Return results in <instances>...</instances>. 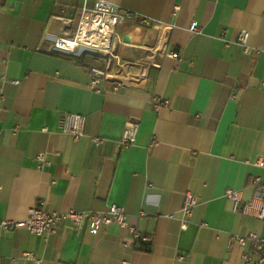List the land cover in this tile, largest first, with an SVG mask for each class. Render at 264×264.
Instances as JSON below:
<instances>
[{
  "label": "crops",
  "instance_id": "1",
  "mask_svg": "<svg viewBox=\"0 0 264 264\" xmlns=\"http://www.w3.org/2000/svg\"><path fill=\"white\" fill-rule=\"evenodd\" d=\"M94 1L0 0V222L24 219L37 201L59 212L118 205L152 242L124 247L129 236L115 224H61L46 236L0 230V264H34L26 252L43 264H240L231 236L264 238V220L234 211L224 193L238 190L246 202L252 180H264L254 165L264 157V0H108L159 26L117 27V54L130 65L99 92L89 71L104 68L103 58L51 47ZM125 76L145 80L114 90ZM157 99L168 105L155 108ZM65 114L86 117L80 139L59 131ZM129 121L137 138L122 148ZM94 137L103 143L94 146ZM187 194L198 204L181 230Z\"/></svg>",
  "mask_w": 264,
  "mask_h": 264
},
{
  "label": "built area",
  "instance_id": "2",
  "mask_svg": "<svg viewBox=\"0 0 264 264\" xmlns=\"http://www.w3.org/2000/svg\"><path fill=\"white\" fill-rule=\"evenodd\" d=\"M136 21L140 26L151 27L159 26L151 19L141 16L132 11L121 9L108 0H95L90 10L82 9L77 20L74 31L70 34L63 32L62 36L55 39L52 49L64 54L79 55L83 52H91L99 55L105 62L104 68L92 67L89 71L90 87L99 92L100 82L104 79L115 80L118 72H125L129 63L122 61L117 54L118 44L121 43L117 37V27L126 22ZM191 31L198 33L197 26L193 25ZM249 32L241 30L238 34V45L244 53L249 52L248 46ZM161 53H156L150 59V67L156 66L160 59ZM172 58H178V54L170 52L167 54ZM122 82L117 81L114 90L132 83L141 85L142 77L139 76L137 81L125 76ZM168 103L161 99L156 100L155 108L165 107ZM86 117L81 114H65L59 121V131L63 134L70 135L75 141L84 135V126ZM45 130V129H44ZM138 133V123L129 121L126 123L119 144L122 148L134 145ZM103 139L94 137L91 143L94 146H100ZM37 168L42 169L48 165L44 153L36 156ZM254 165L264 169V157L258 156ZM255 189V197L244 202L241 192L234 189H226L224 197L233 205V210L242 215L250 216L257 221L264 220V180L255 177L251 182ZM198 199L194 195L187 194L184 200L182 214L183 218L180 223V229L185 230L193 209L197 206ZM61 224H69L77 229L86 228L89 231H97L102 225H117L120 229L125 230L129 236V241H124V247L135 249L137 244H151L152 238L142 233L137 227L130 224L127 215L122 207L111 205L106 212L84 213L75 210L66 212L50 211L44 207V202L37 201L35 205L27 211V216L22 220H3L0 222L1 231L25 230L35 236H46L53 234ZM231 243H235L241 250L240 264H264V238L255 232L247 234H235L230 238ZM23 259L32 261L34 264H43L33 253L26 252ZM184 260V256L178 258Z\"/></svg>",
  "mask_w": 264,
  "mask_h": 264
},
{
  "label": "trees",
  "instance_id": "3",
  "mask_svg": "<svg viewBox=\"0 0 264 264\" xmlns=\"http://www.w3.org/2000/svg\"><path fill=\"white\" fill-rule=\"evenodd\" d=\"M83 55L85 56V55H89V59H90V61H95V60H98V59H101V57L99 56V55H97V54H92V53H87V52H85V53H83ZM140 244H144V243H140ZM145 245V248L147 247V246H149V244H144ZM148 248H146V250H147Z\"/></svg>",
  "mask_w": 264,
  "mask_h": 264
},
{
  "label": "bare ground",
  "instance_id": "4",
  "mask_svg": "<svg viewBox=\"0 0 264 264\" xmlns=\"http://www.w3.org/2000/svg\"><path fill=\"white\" fill-rule=\"evenodd\" d=\"M144 80H145V78H144V77H142V80H141V82H144Z\"/></svg>",
  "mask_w": 264,
  "mask_h": 264
},
{
  "label": "rangeland",
  "instance_id": "5",
  "mask_svg": "<svg viewBox=\"0 0 264 264\" xmlns=\"http://www.w3.org/2000/svg\"><path fill=\"white\" fill-rule=\"evenodd\" d=\"M102 58V57H101ZM103 60V59H102Z\"/></svg>",
  "mask_w": 264,
  "mask_h": 264
}]
</instances>
